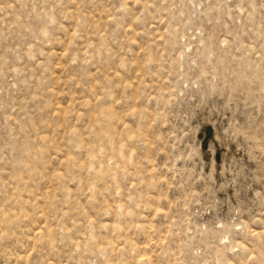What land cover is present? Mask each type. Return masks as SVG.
Returning a JSON list of instances; mask_svg holds the SVG:
<instances>
[{
  "label": "rangeland",
  "instance_id": "374dc122",
  "mask_svg": "<svg viewBox=\"0 0 264 264\" xmlns=\"http://www.w3.org/2000/svg\"><path fill=\"white\" fill-rule=\"evenodd\" d=\"M0 264H264V0H0Z\"/></svg>",
  "mask_w": 264,
  "mask_h": 264
},
{
  "label": "water",
  "instance_id": "95a60500",
  "mask_svg": "<svg viewBox=\"0 0 264 264\" xmlns=\"http://www.w3.org/2000/svg\"><path fill=\"white\" fill-rule=\"evenodd\" d=\"M213 131V127L212 126H207V129H206V133L207 135H210Z\"/></svg>",
  "mask_w": 264,
  "mask_h": 264
}]
</instances>
